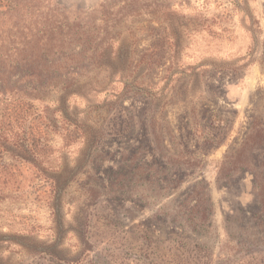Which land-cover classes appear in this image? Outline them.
I'll return each mask as SVG.
<instances>
[{"label": "rangeland", "instance_id": "1", "mask_svg": "<svg viewBox=\"0 0 264 264\" xmlns=\"http://www.w3.org/2000/svg\"><path fill=\"white\" fill-rule=\"evenodd\" d=\"M0 264H264V0H0Z\"/></svg>", "mask_w": 264, "mask_h": 264}]
</instances>
